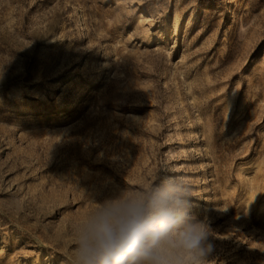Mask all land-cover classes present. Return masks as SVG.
Masks as SVG:
<instances>
[{
    "label": "rangeland",
    "instance_id": "374dc122",
    "mask_svg": "<svg viewBox=\"0 0 264 264\" xmlns=\"http://www.w3.org/2000/svg\"><path fill=\"white\" fill-rule=\"evenodd\" d=\"M162 166L211 264H264V0H0V264H70L93 199Z\"/></svg>",
    "mask_w": 264,
    "mask_h": 264
},
{
    "label": "clouds",
    "instance_id": "9594fccd",
    "mask_svg": "<svg viewBox=\"0 0 264 264\" xmlns=\"http://www.w3.org/2000/svg\"><path fill=\"white\" fill-rule=\"evenodd\" d=\"M173 172L162 166L147 183L93 199L73 225L70 264H211L212 230Z\"/></svg>",
    "mask_w": 264,
    "mask_h": 264
}]
</instances>
